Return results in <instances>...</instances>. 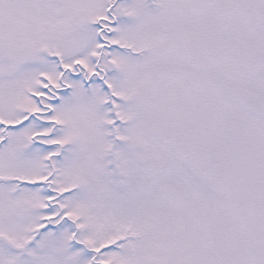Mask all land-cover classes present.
<instances>
[{"label":"snow or ice","instance_id":"snow-or-ice-1","mask_svg":"<svg viewBox=\"0 0 264 264\" xmlns=\"http://www.w3.org/2000/svg\"><path fill=\"white\" fill-rule=\"evenodd\" d=\"M0 264H264V0H0Z\"/></svg>","mask_w":264,"mask_h":264}]
</instances>
